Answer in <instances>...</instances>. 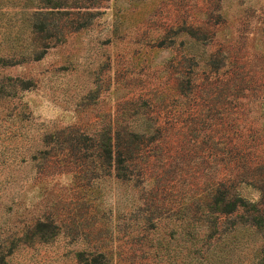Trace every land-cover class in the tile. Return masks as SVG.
Wrapping results in <instances>:
<instances>
[{
  "label": "rangeland",
  "instance_id": "374dc122",
  "mask_svg": "<svg viewBox=\"0 0 264 264\" xmlns=\"http://www.w3.org/2000/svg\"><path fill=\"white\" fill-rule=\"evenodd\" d=\"M216 70L226 87L216 109L228 103L224 117L243 134L264 131V0H0V245L12 251L7 264H92L95 256L103 264V249L112 264H255L261 236L233 238L235 217L212 229L181 219L186 208L188 218L199 217L200 202L189 198L174 210L175 201L161 203L154 179L103 177L82 148L87 136L97 144L118 117L158 125L171 111H190L207 121ZM180 73L194 80L189 97L176 91ZM196 176L200 189L205 178ZM238 191L259 199L252 184ZM157 206V213L172 208L164 216L178 220L164 217L152 228L144 218ZM37 221L55 223L54 238L18 244Z\"/></svg>",
  "mask_w": 264,
  "mask_h": 264
},
{
  "label": "trees",
  "instance_id": "16d2710c",
  "mask_svg": "<svg viewBox=\"0 0 264 264\" xmlns=\"http://www.w3.org/2000/svg\"><path fill=\"white\" fill-rule=\"evenodd\" d=\"M218 72L216 70L215 75H211L215 81L211 83L210 107L204 115L207 121L191 118L190 111L187 117L171 111V116L163 122L165 127H162L163 124L156 125L157 123L152 125L149 121L147 125L129 124L127 120L118 117L115 122H110L103 128V137L97 144L96 136H87L82 148L86 152L91 150V155L88 156L91 157L92 164H95L94 161L99 162L103 177L113 174L118 180L130 182H142L146 176L154 179L161 203L175 201L178 205L172 207L174 210L188 205L189 198L195 199L196 203L200 202L194 211L199 217L188 218L186 208L181 219L199 220L201 226L212 229L218 226L219 220L235 217L237 221L234 223L233 238L239 233L260 235L261 243L256 249L255 264H264V131L251 127L243 134V128L233 118L227 117L231 119L228 120L224 117L227 112L229 114L228 103L216 109L217 103L222 105L226 100L223 98L226 97V87L222 86ZM182 74H178L180 77L176 91L179 96L189 97L192 93L188 94V91L194 86V80ZM239 97L245 96H236ZM143 105H134L133 111ZM126 114L127 111L122 112V115ZM86 156L83 153L82 159ZM216 163L220 164L217 166ZM94 168L91 167L92 172H95ZM193 168L205 178L200 189L197 187V172ZM159 170L163 171L160 173ZM168 171L171 172L170 177L167 176ZM219 173L222 175L218 178ZM244 182L257 188V201H251L239 193L238 186ZM152 193V197L157 195V192ZM172 208L167 212L157 213L161 208L154 207L155 211L148 214L151 217L144 220L150 224L153 222L152 228L157 226L156 220L164 217L176 221V217L173 219L171 216H164ZM211 217L215 222L213 219L204 221ZM55 229L57 225L53 222L37 221L21 236L16 237L15 241L27 245L46 243L54 238ZM11 254V250L4 251L0 245V264H7V258ZM99 255L103 256V264H112L110 251L103 249V253ZM97 260L96 256L92 258V264H96Z\"/></svg>",
  "mask_w": 264,
  "mask_h": 264
}]
</instances>
